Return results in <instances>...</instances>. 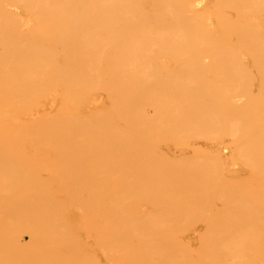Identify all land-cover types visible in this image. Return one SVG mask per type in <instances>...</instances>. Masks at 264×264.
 Wrapping results in <instances>:
<instances>
[{
    "label": "bare ground",
    "instance_id": "obj_1",
    "mask_svg": "<svg viewBox=\"0 0 264 264\" xmlns=\"http://www.w3.org/2000/svg\"><path fill=\"white\" fill-rule=\"evenodd\" d=\"M0 264H264V0H0Z\"/></svg>",
    "mask_w": 264,
    "mask_h": 264
}]
</instances>
